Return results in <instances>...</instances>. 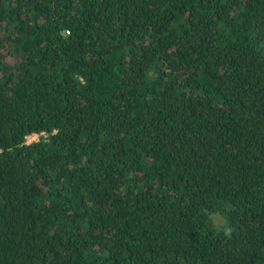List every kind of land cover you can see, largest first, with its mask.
I'll return each mask as SVG.
<instances>
[{
  "label": "trees",
  "instance_id": "1",
  "mask_svg": "<svg viewBox=\"0 0 264 264\" xmlns=\"http://www.w3.org/2000/svg\"><path fill=\"white\" fill-rule=\"evenodd\" d=\"M0 264H264V0H0Z\"/></svg>",
  "mask_w": 264,
  "mask_h": 264
},
{
  "label": "built area",
  "instance_id": "2",
  "mask_svg": "<svg viewBox=\"0 0 264 264\" xmlns=\"http://www.w3.org/2000/svg\"><path fill=\"white\" fill-rule=\"evenodd\" d=\"M31 137H39V139H40V137H44V138H45V137H46V134H45L44 132H41V133H32V134L26 136V138H25V142H26V143H29V142H28V139L31 138ZM39 139H38V140H39ZM38 140H37V141H38ZM33 142H36V141H33ZM30 143H31V142H30Z\"/></svg>",
  "mask_w": 264,
  "mask_h": 264
},
{
  "label": "clouds",
  "instance_id": "3",
  "mask_svg": "<svg viewBox=\"0 0 264 264\" xmlns=\"http://www.w3.org/2000/svg\"><path fill=\"white\" fill-rule=\"evenodd\" d=\"M231 232H232V229L231 228H228V229L225 230V235L230 236L231 235Z\"/></svg>",
  "mask_w": 264,
  "mask_h": 264
},
{
  "label": "rangeland",
  "instance_id": "4",
  "mask_svg": "<svg viewBox=\"0 0 264 264\" xmlns=\"http://www.w3.org/2000/svg\"><path fill=\"white\" fill-rule=\"evenodd\" d=\"M39 139V137H31L28 139V142H33V141H37Z\"/></svg>",
  "mask_w": 264,
  "mask_h": 264
}]
</instances>
